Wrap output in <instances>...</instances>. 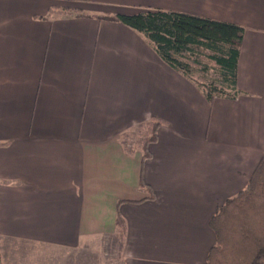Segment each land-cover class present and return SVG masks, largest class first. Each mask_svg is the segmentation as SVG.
I'll return each instance as SVG.
<instances>
[{
	"label": "crops",
	"instance_id": "0c3cea01",
	"mask_svg": "<svg viewBox=\"0 0 264 264\" xmlns=\"http://www.w3.org/2000/svg\"><path fill=\"white\" fill-rule=\"evenodd\" d=\"M64 8L87 16L50 12ZM146 10L243 27L240 93L208 102L139 33L97 18ZM151 119L145 156L130 133ZM262 156L264 0H0V236L205 264L210 218Z\"/></svg>",
	"mask_w": 264,
	"mask_h": 264
},
{
	"label": "trees",
	"instance_id": "16d2710c",
	"mask_svg": "<svg viewBox=\"0 0 264 264\" xmlns=\"http://www.w3.org/2000/svg\"><path fill=\"white\" fill-rule=\"evenodd\" d=\"M50 12L85 15L76 8ZM97 18L120 22L139 33L167 65L201 89L208 102L218 97L234 98L240 93L236 84L243 27L162 10L103 14ZM161 122L151 119L141 125L146 130L139 143L141 148L145 150L156 139ZM115 223L122 236V219L117 216ZM209 226L215 234V244L205 264H264V156L246 187L223 203L210 218Z\"/></svg>",
	"mask_w": 264,
	"mask_h": 264
},
{
	"label": "rangeland",
	"instance_id": "374dc122",
	"mask_svg": "<svg viewBox=\"0 0 264 264\" xmlns=\"http://www.w3.org/2000/svg\"><path fill=\"white\" fill-rule=\"evenodd\" d=\"M200 81L206 82L203 79ZM145 132V128L139 126L130 135L140 143ZM103 250H106L105 254ZM91 251L88 253L82 248L67 251L61 247L0 236V264H123L116 246H111V249L109 246H101L99 249L92 248Z\"/></svg>",
	"mask_w": 264,
	"mask_h": 264
}]
</instances>
